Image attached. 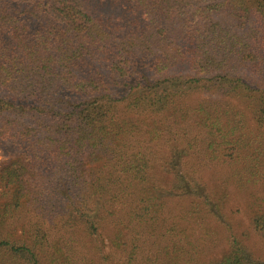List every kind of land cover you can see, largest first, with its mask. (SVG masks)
<instances>
[{
    "label": "trees",
    "instance_id": "16d2710c",
    "mask_svg": "<svg viewBox=\"0 0 264 264\" xmlns=\"http://www.w3.org/2000/svg\"><path fill=\"white\" fill-rule=\"evenodd\" d=\"M0 151V264H264V0H0Z\"/></svg>",
    "mask_w": 264,
    "mask_h": 264
},
{
    "label": "rangeland",
    "instance_id": "374dc122",
    "mask_svg": "<svg viewBox=\"0 0 264 264\" xmlns=\"http://www.w3.org/2000/svg\"><path fill=\"white\" fill-rule=\"evenodd\" d=\"M4 157L2 156V152L0 151V160H3ZM260 194H263L262 191H257V189H254L250 192H247L242 195V198H240L238 205L241 207L239 214H237L236 218H240V222H242L243 228H246L248 223V215L250 210L253 211L256 209V207L259 204L260 200ZM242 228V229H243ZM240 231H243V230ZM238 231V232H240ZM246 245L257 255L259 259L264 260V247L260 244L259 240H255L254 238L250 237L248 241L246 242ZM105 253L110 254L108 247H105Z\"/></svg>",
    "mask_w": 264,
    "mask_h": 264
}]
</instances>
